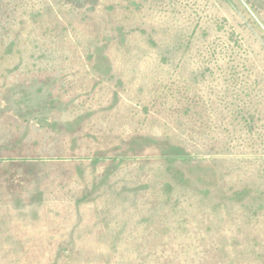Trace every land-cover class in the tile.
Instances as JSON below:
<instances>
[{"label": "rangeland", "instance_id": "1", "mask_svg": "<svg viewBox=\"0 0 264 264\" xmlns=\"http://www.w3.org/2000/svg\"><path fill=\"white\" fill-rule=\"evenodd\" d=\"M0 264H264V0H0Z\"/></svg>", "mask_w": 264, "mask_h": 264}]
</instances>
